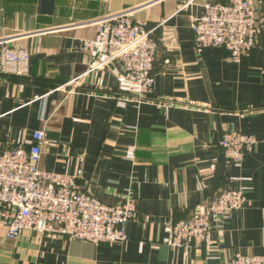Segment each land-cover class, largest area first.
<instances>
[{"label":"crops","instance_id":"crops-1","mask_svg":"<svg viewBox=\"0 0 264 264\" xmlns=\"http://www.w3.org/2000/svg\"><path fill=\"white\" fill-rule=\"evenodd\" d=\"M205 1L0 0V40L30 54L26 74L0 73V149L43 129L40 169L75 175L108 204L137 201L125 242L33 230L10 239L0 224V264H223L264 255V0H251L258 34L237 63L223 47L194 48L190 22ZM123 9L147 22L158 49L152 93L119 106V62L88 71L82 41L94 36L96 19ZM230 130L257 140L239 167L218 144ZM226 187L245 202L212 245L165 242V222Z\"/></svg>","mask_w":264,"mask_h":264},{"label":"built area","instance_id":"built-area-1","mask_svg":"<svg viewBox=\"0 0 264 264\" xmlns=\"http://www.w3.org/2000/svg\"><path fill=\"white\" fill-rule=\"evenodd\" d=\"M132 13L123 9L102 15L95 20L94 36L82 41V50L91 57L88 71L119 62L117 83L123 93L116 99L119 106L128 101L142 102L154 86L158 45L152 37L153 29ZM190 30L196 50L223 47L237 63L255 45L258 22L251 0H207L201 14L191 19ZM29 57L23 47L8 46L0 40V73L26 74ZM45 139V131L39 129L29 138L17 137L13 147L0 149V224L6 228V237L16 239L24 230H33L93 244L127 241V223L137 216L136 199L126 196L108 204L83 190L75 175L40 169ZM256 142L253 135L230 130L223 133L218 144L228 163L239 167ZM244 202L241 190L224 188L185 218L165 222V242L176 247L212 245L216 229ZM223 264H264V255H237Z\"/></svg>","mask_w":264,"mask_h":264}]
</instances>
